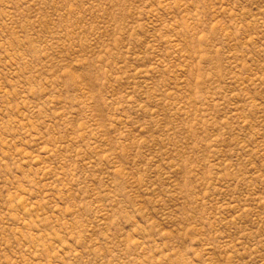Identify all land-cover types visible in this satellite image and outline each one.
Returning a JSON list of instances; mask_svg holds the SVG:
<instances>
[{
	"label": "rangeland",
	"instance_id": "1",
	"mask_svg": "<svg viewBox=\"0 0 264 264\" xmlns=\"http://www.w3.org/2000/svg\"><path fill=\"white\" fill-rule=\"evenodd\" d=\"M0 264H264V0H0Z\"/></svg>",
	"mask_w": 264,
	"mask_h": 264
}]
</instances>
